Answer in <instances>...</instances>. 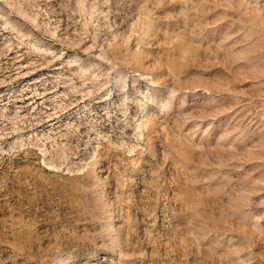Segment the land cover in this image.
<instances>
[{"label": "rangeland", "instance_id": "1", "mask_svg": "<svg viewBox=\"0 0 264 264\" xmlns=\"http://www.w3.org/2000/svg\"><path fill=\"white\" fill-rule=\"evenodd\" d=\"M0 264H264V0H0Z\"/></svg>", "mask_w": 264, "mask_h": 264}]
</instances>
